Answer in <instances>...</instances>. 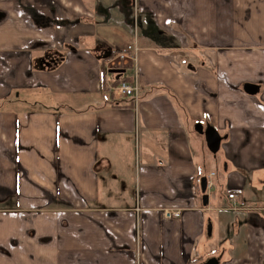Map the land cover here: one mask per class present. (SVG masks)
I'll return each instance as SVG.
<instances>
[{"label":"crops","instance_id":"obj_1","mask_svg":"<svg viewBox=\"0 0 264 264\" xmlns=\"http://www.w3.org/2000/svg\"><path fill=\"white\" fill-rule=\"evenodd\" d=\"M263 185L264 0H0V264H264Z\"/></svg>","mask_w":264,"mask_h":264},{"label":"rangeland","instance_id":"obj_2","mask_svg":"<svg viewBox=\"0 0 264 264\" xmlns=\"http://www.w3.org/2000/svg\"><path fill=\"white\" fill-rule=\"evenodd\" d=\"M116 53V52H115ZM118 55H119V53H117L113 58H112V60H115V59H117L118 58ZM130 73V71L129 70H127L126 71V75H128ZM121 80H123V79H121ZM45 104V103H44ZM206 146V145H205ZM222 148L221 149H219V151L216 153V157L217 158H213V157H211V155H210V158H208V160H207V162H206V168H207V170H209V168H214L215 170H216V172H217V177H214V187L213 188H208L207 189V193H215L216 195H217V197H219V198H221V197H224L225 195H227V191H226V189H225V186L224 185H222V183H221V181H222V179H223V168H222V165H221V163H220V157H221V153H222ZM211 153V152H210ZM218 179H219V181H218ZM133 183H135V182H132L131 184H133ZM253 187V186H252ZM132 190L134 191V184H133V186H132ZM244 192H245V201H244V208H246V210L248 211V210H254L255 212H257L259 215H261L262 217H264V185H263V187H262V189H261V191H259V192H261V194L263 195V202H262V209L260 210V209H257V208H254V209H251V207H254V206H256L255 204H254V202H255V200L256 199H251V198H249V193L250 192H253L254 194H255V192H256V189L255 188H245V190H244ZM258 206H260V205H258ZM233 207V205L232 206H230V208H232ZM229 208V207H228ZM243 220V219H242ZM234 221V219L232 220V218H228L227 220H225V224H227V225H230V226H233V222ZM236 225L237 226H241L243 229H244V227H245V225L241 222V223H236ZM225 229V228H224ZM225 231L226 232H224V230H223V232L221 233V236H223L224 237V239H223V241H221L220 242V245H219V247L221 248V249H225V250H227V248L229 247V241H230V238L231 237H233L232 236V234H228L227 233V228L225 229ZM219 248V249H220ZM226 252V251H225ZM227 254V252L225 253V255ZM220 257H221V255H219ZM215 257H218V255H216ZM219 258V257H218ZM208 259V258H207ZM206 260V259H205ZM220 260V259H219Z\"/></svg>","mask_w":264,"mask_h":264},{"label":"built area","instance_id":"obj_3","mask_svg":"<svg viewBox=\"0 0 264 264\" xmlns=\"http://www.w3.org/2000/svg\"><path fill=\"white\" fill-rule=\"evenodd\" d=\"M138 50V47L136 43L128 44L125 47L124 51H121L118 55L119 59L127 58L132 61L135 60L136 51ZM114 84V83H113ZM110 88L120 97H134L137 98L139 87L136 81H126L121 80L117 84L111 85ZM215 175L214 171L209 172L206 175V188H212L214 186L213 177ZM227 197L229 199H234L236 195L233 192H229L227 194ZM243 202H240L238 207H242ZM179 210H172V209H164V215L166 217H178L179 216Z\"/></svg>","mask_w":264,"mask_h":264},{"label":"water","instance_id":"obj_4","mask_svg":"<svg viewBox=\"0 0 264 264\" xmlns=\"http://www.w3.org/2000/svg\"><path fill=\"white\" fill-rule=\"evenodd\" d=\"M110 56V54L108 55ZM124 69L122 68H111L110 72L117 73V78L119 75L123 72ZM246 90L250 93H255L256 87H253L252 85H246ZM204 136L205 141L208 149L212 153H216L219 150L220 143H221V137L216 132V130L211 126L208 125L204 130ZM200 190L202 192V204L206 205L208 203V193L206 192V176L201 177L199 182ZM212 229L211 222L207 225V233L210 235ZM199 264H219V258L218 257H210Z\"/></svg>","mask_w":264,"mask_h":264},{"label":"trees","instance_id":"obj_5","mask_svg":"<svg viewBox=\"0 0 264 264\" xmlns=\"http://www.w3.org/2000/svg\"><path fill=\"white\" fill-rule=\"evenodd\" d=\"M113 52H117V51H113ZM123 80H126V81H131V80H129V79H123ZM121 81V77H119V78H116L115 80H114V84H117L118 82H120Z\"/></svg>","mask_w":264,"mask_h":264},{"label":"flooded vegetation","instance_id":"obj_6","mask_svg":"<svg viewBox=\"0 0 264 264\" xmlns=\"http://www.w3.org/2000/svg\"><path fill=\"white\" fill-rule=\"evenodd\" d=\"M205 261V260H204ZM203 261H201L200 263H202Z\"/></svg>","mask_w":264,"mask_h":264}]
</instances>
